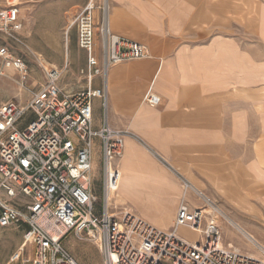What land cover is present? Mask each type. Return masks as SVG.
I'll return each instance as SVG.
<instances>
[{
    "label": "built area",
    "instance_id": "built-area-1",
    "mask_svg": "<svg viewBox=\"0 0 264 264\" xmlns=\"http://www.w3.org/2000/svg\"><path fill=\"white\" fill-rule=\"evenodd\" d=\"M107 13V0H87L66 30L75 28L77 46L84 51L82 89L62 88L61 70L42 66L44 82L29 90L25 101L0 103V228L22 227L23 242L32 245L29 264H79L63 244L68 235L94 243L102 264H264L259 246L252 245L258 253L251 254L223 242L222 211L153 150L182 188L172 227H158L117 201L124 140H141L109 124L105 79L111 65L147 58L150 52L113 33ZM22 27L19 0L0 3V61L24 86L28 66L8 43L24 44ZM96 76L100 87L92 85ZM95 98L102 109L98 126ZM143 101L154 106L160 97L149 87ZM189 191L203 202L200 206L188 201ZM182 228L198 236L188 238L180 234Z\"/></svg>",
    "mask_w": 264,
    "mask_h": 264
},
{
    "label": "crops",
    "instance_id": "crops-1",
    "mask_svg": "<svg viewBox=\"0 0 264 264\" xmlns=\"http://www.w3.org/2000/svg\"><path fill=\"white\" fill-rule=\"evenodd\" d=\"M86 2L67 0L63 12L76 8V13ZM107 2L110 30L150 52L147 58L111 65L105 79L109 124L129 129L141 140L125 138L120 175L122 170L139 181V157L157 163L167 179L140 184L119 178L117 201L158 227H172L182 188L153 150L197 188L203 181L205 190L209 186L219 194L240 196L250 183L251 194L264 204V0L251 1L246 26L234 33L204 26L210 19L209 0ZM19 16L23 37L20 1ZM92 85L100 87L101 77ZM149 87L160 97L157 105L143 101ZM101 115L95 98V126ZM95 155L98 161V146ZM253 211L263 224L264 207Z\"/></svg>",
    "mask_w": 264,
    "mask_h": 264
},
{
    "label": "rangeland",
    "instance_id": "rangeland-1",
    "mask_svg": "<svg viewBox=\"0 0 264 264\" xmlns=\"http://www.w3.org/2000/svg\"><path fill=\"white\" fill-rule=\"evenodd\" d=\"M3 1L0 0V3ZM19 1L21 2L22 16L25 20L22 33L24 44L13 41H8V43L12 52L26 61L29 79L25 83V87L21 86L15 81L17 78L15 71L11 68H5L0 61V103L15 98L25 101L30 94L29 90L39 87L44 82L45 75L42 66L46 68L55 66L61 70L59 84L62 88L69 91L82 89L86 85L84 75L81 72L84 67V54L77 46L74 28H71L68 38L65 35V27L71 20L76 8L70 13L63 12L67 0ZM251 1L253 0H209L210 4L206 6L207 8L208 6L211 7L207 13L210 19L209 23H205L204 26H209L213 30L226 31L227 33L236 32V28L246 26V17H249L248 15L253 12ZM197 27L200 26L197 25ZM66 44L68 46L65 51L64 45L66 46ZM99 114L100 106L96 103L95 115L98 116ZM136 160V162L151 166L161 177L167 180L156 168L157 163H151L147 159L139 157ZM122 161L121 159V163ZM158 162L161 165L164 164L160 160ZM165 168H167L166 165ZM139 169L142 173L140 165ZM95 175L96 187L99 189V163ZM200 182L201 186L199 188L193 186L214 202L223 213L224 217L219 218L223 242L231 243L234 247L248 252L258 253L257 249L227 221L238 224L264 247V223L260 224L256 216L257 212L253 211L254 206L262 208L264 204H259V197L251 194V184H248L249 187H243V194L240 196H230L219 194V190L214 187L208 186L205 190L202 186L203 181ZM234 192L233 190L232 193L234 194ZM187 199L198 206L203 203L200 199H196L192 193L187 195ZM179 232L191 239H196L198 236L197 232L184 228ZM63 244L79 264H102L100 252L94 243L77 240L72 235H68L63 240ZM31 253L32 245L26 244L22 240V227L0 228V264H29Z\"/></svg>",
    "mask_w": 264,
    "mask_h": 264
},
{
    "label": "bare ground",
    "instance_id": "bare-ground-1",
    "mask_svg": "<svg viewBox=\"0 0 264 264\" xmlns=\"http://www.w3.org/2000/svg\"><path fill=\"white\" fill-rule=\"evenodd\" d=\"M42 65V64H41ZM46 68V67H45ZM123 157V156H122ZM122 159V158H121ZM138 164L141 166L142 168V173L138 172V174L141 176L138 180L136 181L134 180V178L132 179L131 177L127 178L125 177V174L123 173V171L121 170V175H120V182L122 183L124 180L129 179L130 183L131 182H138V183H147V182H151L153 184H158L164 181L163 177H161L157 171H155L151 166L147 165V164H143V163H139ZM160 173V172H159ZM194 187V186H193ZM191 193L190 191L187 193V195ZM205 211H208V209H206ZM230 219V218H229ZM232 226H234L246 239H248L250 241L251 245H256L259 246L257 244V242L253 239L252 236L248 235L246 233V231H244L238 224L231 222L229 220H227ZM260 248L264 249L263 247L259 246ZM251 254H255L251 253Z\"/></svg>",
    "mask_w": 264,
    "mask_h": 264
}]
</instances>
